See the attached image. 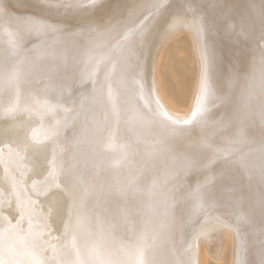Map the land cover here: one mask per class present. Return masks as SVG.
I'll list each match as a JSON object with an SVG mask.
<instances>
[{"label":"bare ground","instance_id":"obj_1","mask_svg":"<svg viewBox=\"0 0 264 264\" xmlns=\"http://www.w3.org/2000/svg\"><path fill=\"white\" fill-rule=\"evenodd\" d=\"M45 2L0 0V234L12 264H222L228 243L230 264H261L264 0ZM183 30L192 85L173 63L162 72ZM23 121L44 130L34 153ZM69 193L83 197L74 245Z\"/></svg>","mask_w":264,"mask_h":264},{"label":"rangeland","instance_id":"obj_2","mask_svg":"<svg viewBox=\"0 0 264 264\" xmlns=\"http://www.w3.org/2000/svg\"><path fill=\"white\" fill-rule=\"evenodd\" d=\"M184 31V30H183ZM181 32V35H178V39H179V44L180 43H182L183 44V46L184 47H182L181 49H179V50H177L176 49V44L173 46V47H171L170 48V50H169V56H170V58L168 57V55H166L165 56V58H164V60H163V65H162V72L163 73H166V69H165V67L167 66V64H175L176 65V70H177V73L175 74V75H177V78H176V80H177V82L178 81H183V82H185V80L187 81V83L189 84V85H192L193 84V82H194V79L195 78H197V73L199 72L198 71V67H199V65H197L196 63L198 62L195 58V55H194V53H193V50H192V42H191V35H189L190 33L187 31H184V32ZM183 33V34H182ZM170 42H172V41H170ZM170 42H169V46H171V44L173 43H171L170 44ZM198 66V67H197ZM187 71H188V73H187ZM196 73V74H195ZM64 80V79H63ZM176 80H175V77H174V81H172L173 83H177L176 82ZM40 82H43L42 80L41 81H39V83ZM174 84H170V86L172 87ZM176 85V84H175ZM174 85V86H175ZM170 87L171 88V91H173L174 89L177 91V92H174L173 91V93H174V95H173V93L170 95V93H167L168 94V97L170 98V99H175L178 95V89H180V88H175V87ZM180 87V86H179ZM37 88V92H40L41 91V89H42V87H40V86H38V87H36ZM174 88V89H173ZM173 89V90H172ZM76 93H77V91H75ZM74 91H73V95H70V96H75L74 95V93H75ZM75 93V94H76ZM69 94V93H68ZM67 94V95H68ZM71 94V93H70ZM173 97L174 96V98H171V97ZM177 99H179V101L177 100ZM176 103L178 104L176 107L177 108H179V110H181L182 109V107H185L184 109H188V111L187 110H184V112H183V114L184 113H188V112H190L189 110L191 109V106L189 105L190 103L188 102V100H187V102L185 103V104H187L188 103V105L190 106V107H188V108H186L187 106H185V104H184V101L183 100H180V98L179 97H177L176 99ZM174 100V101H175ZM174 101H172L173 103H174ZM178 101V102H177ZM182 102H183V104H182ZM176 103H174V104H176ZM182 105V106H181ZM179 106V107H178ZM180 107H181V109H180ZM187 111V112H186ZM32 122V125H34L35 127L33 128V126L31 127V126H28L27 124L29 123V125H31L30 123ZM33 122L35 123H37L39 126H40V122L39 121H28V122H26V121H23V125L25 126H27V127H22V130L24 131V134L26 135V133H27V136H28V138L30 139V140H28L27 138L25 139V142H26V144L31 148V150H32V152L34 153L35 152V149H38V147L39 146H41V144H44L45 143V141H42V138H44L43 137V133H44V130H42V131H39L38 130V125L35 123V124H33ZM22 125V126H23ZM37 126V127H36ZM31 127V128H30ZM64 128V124H55V126H54V129H55V131H54V129L52 130V132H53V135L55 134V135H59L60 134V132L61 131H63L62 129ZM65 130V129H64ZM54 132H56V133H54ZM65 132V131H64ZM35 136V137H34ZM42 136V137H41ZM39 142V143H38ZM38 143V144H37ZM36 155H34V156H32L31 157V159H32V161H34L39 167H41L42 166V164H39L38 162H36L33 158L35 157ZM44 169V168H43ZM48 170V169H47ZM41 171H44L45 173H46V171L45 170H41ZM2 244V245H1ZM230 245V246H229ZM2 247V248H1ZM4 248V242H3V238L1 237V234H0V256L2 257V259L6 262V264H12V262H11V260H10V254L8 253V251H7V249L5 250V249H3ZM4 251V252H3ZM223 262H222V264H230V260H231V243H228V246L226 247V249H225V251H224V253H223ZM4 257V258H3ZM27 260H29V259H27L26 257L25 258H22V259H19L18 260V262L19 261H27ZM214 264H217L216 263V261H214Z\"/></svg>","mask_w":264,"mask_h":264},{"label":"snow or ice","instance_id":"obj_3","mask_svg":"<svg viewBox=\"0 0 264 264\" xmlns=\"http://www.w3.org/2000/svg\"><path fill=\"white\" fill-rule=\"evenodd\" d=\"M22 2V0H17V5H19ZM39 7H47V8H53L58 7L55 5H52L48 0L44 4H38ZM102 6L100 3H98V0H92V4L90 7H85L83 4L77 5L75 7H78L82 10L91 11L95 9L96 7ZM63 7H69L68 5H63ZM0 14H7V9L5 7L4 10L0 11ZM21 19V18H17ZM41 29L43 30H50V31H59V27L57 25L49 24L44 18H37ZM72 35H78V33H72ZM91 60L92 58L89 57ZM262 119H264V111L261 113ZM262 174H264V165H262ZM123 194V193H121ZM69 199L70 204L67 210V220L64 225V234L72 236V242L73 245L76 241V232L78 229L82 228L84 225V214H83V197L77 198L76 196H73L71 193H69ZM0 264H6V262L3 259H0ZM17 264H43L42 261L39 260H27V261H19ZM261 264H264V260L261 261Z\"/></svg>","mask_w":264,"mask_h":264}]
</instances>
